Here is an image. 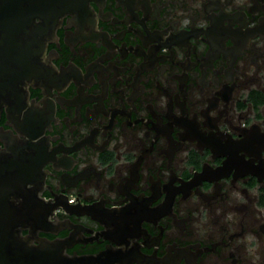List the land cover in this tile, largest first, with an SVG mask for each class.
I'll return each mask as SVG.
<instances>
[{
	"label": "flooded vegetation",
	"instance_id": "af4514ba",
	"mask_svg": "<svg viewBox=\"0 0 264 264\" xmlns=\"http://www.w3.org/2000/svg\"><path fill=\"white\" fill-rule=\"evenodd\" d=\"M42 11L35 77L0 111L31 264H264V0Z\"/></svg>",
	"mask_w": 264,
	"mask_h": 264
},
{
	"label": "water",
	"instance_id": "95a60500",
	"mask_svg": "<svg viewBox=\"0 0 264 264\" xmlns=\"http://www.w3.org/2000/svg\"><path fill=\"white\" fill-rule=\"evenodd\" d=\"M46 5L48 0H0V111L35 77L47 31L49 14L42 11ZM5 166L0 161V264H31L25 238L12 229V185Z\"/></svg>",
	"mask_w": 264,
	"mask_h": 264
}]
</instances>
